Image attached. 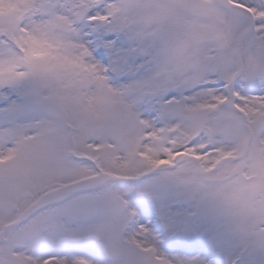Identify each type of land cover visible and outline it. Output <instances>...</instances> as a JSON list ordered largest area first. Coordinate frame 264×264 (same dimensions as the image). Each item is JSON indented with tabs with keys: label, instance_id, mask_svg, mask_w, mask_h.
<instances>
[{
	"label": "snow or ice",
	"instance_id": "obj_1",
	"mask_svg": "<svg viewBox=\"0 0 264 264\" xmlns=\"http://www.w3.org/2000/svg\"><path fill=\"white\" fill-rule=\"evenodd\" d=\"M0 264H264V0H0Z\"/></svg>",
	"mask_w": 264,
	"mask_h": 264
}]
</instances>
